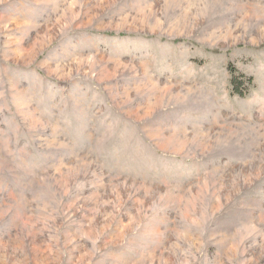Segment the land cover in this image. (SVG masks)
Returning a JSON list of instances; mask_svg holds the SVG:
<instances>
[{"label":"rangeland","instance_id":"374dc122","mask_svg":"<svg viewBox=\"0 0 264 264\" xmlns=\"http://www.w3.org/2000/svg\"><path fill=\"white\" fill-rule=\"evenodd\" d=\"M0 264H264V0H0Z\"/></svg>","mask_w":264,"mask_h":264},{"label":"trees","instance_id":"16d2710c","mask_svg":"<svg viewBox=\"0 0 264 264\" xmlns=\"http://www.w3.org/2000/svg\"><path fill=\"white\" fill-rule=\"evenodd\" d=\"M233 83H235V85H239V84H240L239 81H237V79L234 80ZM247 83H248L249 85H251V84H252V79H248V80H247Z\"/></svg>","mask_w":264,"mask_h":264}]
</instances>
